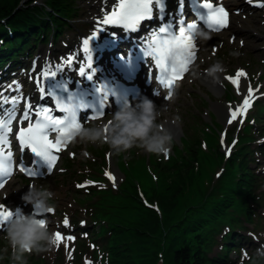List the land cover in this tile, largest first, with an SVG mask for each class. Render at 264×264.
Here are the masks:
<instances>
[{
    "label": "snow or ice",
    "instance_id": "snow-or-ice-1",
    "mask_svg": "<svg viewBox=\"0 0 264 264\" xmlns=\"http://www.w3.org/2000/svg\"><path fill=\"white\" fill-rule=\"evenodd\" d=\"M192 5L198 20L203 21L207 29L218 31L228 26L229 13L224 7H214L210 0H203V3L192 0ZM154 10L155 18L161 23L157 28L152 29L145 38H142V41L146 40V47L142 55L146 62L147 58L154 61L155 68L159 70L156 79L159 84L169 89L166 98L171 97V90L176 81L182 79L183 74L188 71L190 63L195 59L197 22L193 21L185 24L183 18L184 0H179L178 11L175 15L166 13L165 0H116L110 11L102 10V19H98L93 33L83 40V51L88 54L86 57L87 70L84 66H80L78 75L89 82L96 80V83L88 86L92 90L88 96L91 97L92 92H94L97 97L96 101L89 103L82 91L71 92L66 81H56V83L50 84L46 95L55 99V108L63 113L62 117L53 115V108L51 107L40 105L33 109L31 103H28L22 115V121H27V124L19 127L15 139L19 142L22 153L25 150L30 151L33 157L31 161L33 166L25 165L22 156L18 162L21 173H25L28 177H38L43 174L41 172L42 167L46 166L48 172L54 169L59 158L57 154L68 143L65 137L70 139L69 133L78 131L82 125L78 119L81 110H93L91 116L87 119L95 120L104 116L105 108L109 106V98L114 93L107 84H100L96 79V70L92 63V48L90 47L92 40L99 33L107 31L106 26H116L129 32H136L141 27L142 22L154 19ZM166 14L170 19L165 22ZM177 17L179 18L177 19ZM113 33L115 34V32ZM67 63L72 64V59L68 58ZM42 75L55 78L57 72L50 71L42 73ZM245 75V72L239 70L235 78L227 77V79L236 86L239 92L238 81ZM76 84L79 87L80 81H76ZM38 85L41 99H44L45 88L43 82L38 81ZM16 87L18 90L19 85L17 84ZM252 93L253 89L249 85L248 95L243 98L242 105L235 107V109L230 108V118L227 120L229 125L237 121L238 117H242L246 110L251 107ZM5 102L10 103L12 108L0 112V189L5 187L2 178L9 177L12 174L13 153L10 150L9 134L13 132L11 125L13 120L16 119L15 110L20 99L13 98ZM33 114L36 117L35 120H33ZM5 148L9 150L5 152ZM105 175L115 184L116 178L112 173L106 172ZM79 186L84 187L85 185ZM36 209H39V205L36 206ZM48 212L52 213L53 209H49ZM16 214V210L13 212L3 203H0V228H4L7 222ZM63 224L67 227L69 220L65 218ZM62 239L64 237L61 233L59 231L55 232V244L57 246H59ZM74 239V236H67L69 241ZM69 258L71 257L69 256Z\"/></svg>",
    "mask_w": 264,
    "mask_h": 264
},
{
    "label": "trees",
    "instance_id": "trees-1",
    "mask_svg": "<svg viewBox=\"0 0 264 264\" xmlns=\"http://www.w3.org/2000/svg\"><path fill=\"white\" fill-rule=\"evenodd\" d=\"M29 0H0V21L5 20L7 27H4L0 32V39L6 40V42L11 43V45H16V43L27 42L31 38L35 37L39 39L41 31H47L51 29L50 23L44 19V17H50L54 23L58 24L59 27H62L64 21L60 18L54 17V14H59L64 17L67 16V13L70 11L69 8L75 4V0H46L48 6L52 9V13H47L44 10H40L35 6H31ZM58 20V21H57ZM50 26V27H49ZM4 54L0 52V58ZM244 60V59H243ZM192 156L195 157V151H190ZM244 151L240 153L243 155ZM238 155L230 161V164L236 166L240 173L243 176V181L241 184L233 183L231 188L226 189L227 197L223 199L218 204L211 203L209 201H204L201 205L194 208V211L177 221V225L174 227L176 229V234L174 233L176 241H179L183 244L185 238L187 240L180 248L175 251V260L177 264H222L221 260L210 258L208 251L210 250V239L204 241V235L210 231L214 230L213 226L219 219H223L226 216V209L228 208L229 212L232 210L236 215L243 214V216H250L252 210L247 206L245 199L251 197L249 189H251L254 180L251 176V172L246 163V158L236 160ZM190 163V164H189ZM192 165L191 162H184L183 164H168L163 166L164 171L172 170H183L188 171ZM249 176V177H248ZM176 176L173 177V179ZM182 184L185 183L186 176ZM169 179V177H167ZM182 184H179L178 187L173 188V196L171 195V202L167 208L173 212L175 208H180L182 205V199L184 198V191L180 193V190L183 188ZM201 194H203L201 192ZM130 203L140 216L139 223L128 224L127 221L118 222L115 224L116 237L114 239L115 248L125 246L123 252L118 250L117 253H114L113 264L121 263L122 264H158L156 253L160 250V244L157 241L150 239L152 234L156 232V226L158 225V215L155 211L145 208L140 200V197L134 187L130 195ZM168 198H160V201H167ZM111 207V204H109ZM108 208L104 209V213L107 215ZM123 211L122 205L119 206L118 214ZM144 213H147L146 215ZM110 217V216H108ZM117 219H122L117 218ZM148 219L151 223H145V220ZM114 220V218H113ZM119 221V220H118ZM173 225V223H171ZM211 225V226H208ZM208 226V227H207ZM219 227V224L216 225V228ZM129 231V232H127ZM127 232V233H126ZM139 233V234H138ZM133 238L132 246H128L127 241L123 244H118L121 242L120 239ZM141 255V256H140ZM140 258V261L135 262ZM123 259V260H122Z\"/></svg>",
    "mask_w": 264,
    "mask_h": 264
},
{
    "label": "clouds",
    "instance_id": "clouds-1",
    "mask_svg": "<svg viewBox=\"0 0 264 264\" xmlns=\"http://www.w3.org/2000/svg\"><path fill=\"white\" fill-rule=\"evenodd\" d=\"M195 37L205 41L210 39L208 33L198 29L195 31ZM233 55L238 53L234 52ZM225 70L222 63L217 61L211 64L206 72L215 81L219 78L218 74ZM193 75L198 76V73L194 72ZM154 95L158 93L154 92ZM162 108L163 106L158 107L153 100L143 96L134 104L124 103L118 106L106 124L87 127L81 125L78 131L69 133L70 139L68 137L65 139L67 142L79 140L81 143H107L117 154L139 147L148 153L167 157L174 138L170 131L158 122ZM175 119L180 118L177 116ZM55 197L56 193L50 186L33 182L28 185V191L23 193L21 200L35 208L39 205V209L48 212L55 207ZM16 211L17 214L4 227L5 239L11 249V264H27L26 254H39L55 245V233L49 230L45 219L26 214L21 208H17ZM241 252L242 264L244 260H248L249 264H264V245L257 248L252 257H249L245 249Z\"/></svg>",
    "mask_w": 264,
    "mask_h": 264
},
{
    "label": "rangeland",
    "instance_id": "rangeland-1",
    "mask_svg": "<svg viewBox=\"0 0 264 264\" xmlns=\"http://www.w3.org/2000/svg\"><path fill=\"white\" fill-rule=\"evenodd\" d=\"M30 2L33 0H29ZM29 2V3H30ZM95 0L84 1L80 4V7L84 10L82 12L83 17H88V11L93 9ZM258 50L254 48L251 52H257ZM189 108V106H187ZM191 109V108H190ZM185 111V110H184ZM189 113L186 111V115L189 116ZM194 113V112H193ZM198 113V110H197ZM262 128H264V125H262ZM216 141L213 142L212 147L209 150V154L203 153L199 158L196 159L194 163H192L191 167L188 168V171L184 172L183 170L176 171L167 177L163 179H159L158 181H154L150 175L147 172H142V168L140 167V163H134V171L127 174V178L133 183L131 189L129 191H125V193H130L134 189V183L137 181L140 186L135 185V189L140 197L141 202L142 198L140 194H143L144 197H146L147 203L151 207L145 206L143 203V206L149 210H159L161 213H163V218H161L158 214V225L156 226V232L152 234V237L150 239L159 242L160 244V250L157 251L156 256L158 257V264H177L175 260V251L176 249L180 248L182 243L179 241H176L174 233L176 234V229L174 228L178 223V220H181L182 218L188 216L195 206L201 205V203L205 200V197L210 198L209 193L207 192V185L209 184L212 175L215 176V173L221 168H218L216 171L218 164L221 161L220 156L218 157L215 153L216 149ZM141 154V153H140ZM217 159V160H216ZM84 158L82 159V163ZM149 167V166H146ZM176 176L174 179L173 177ZM182 176H186L185 183L182 184L184 178ZM232 174L227 171L225 173V178L223 184H229L231 180ZM123 178V176H121ZM214 178V177H213ZM122 181V179L119 181V183ZM215 181V179H214ZM179 184H182V189L180 190V193L184 191V198L182 199V205L180 208H175L173 212L167 208L166 206L169 205L171 202V195L173 196V188L178 187ZM52 190H55L54 187L50 186ZM211 188V186L209 187ZM201 192L203 194H201ZM130 196H128V201L124 205V208H126V211L122 213V219L119 222L127 221L129 226L132 223H139V219L141 215H138L134 207L130 203ZM162 198H168L169 200L160 201L159 199ZM154 203V204H151ZM147 204V205H148ZM194 206V208H192ZM157 213V212H156ZM145 215L147 213H144ZM145 223H151L148 219L145 220ZM173 223V225L171 224ZM129 232V231H127ZM126 232V233H127ZM139 234V233H138ZM121 242L118 244L126 243L127 241H131L128 243V246H132L134 242H132L133 238H125L123 237L120 239ZM116 241H114L113 244H115ZM115 246V245H114ZM121 246V245H120ZM116 247L114 249V253H117L118 250L121 252L125 251L124 248L127 245H124L122 247ZM177 251V250H176ZM118 256V253H117ZM141 256V255H140ZM123 260V259H122ZM141 259L138 258L135 260V262L140 261ZM114 264H122L121 263H114ZM137 264V263H136Z\"/></svg>",
    "mask_w": 264,
    "mask_h": 264
},
{
    "label": "bare ground",
    "instance_id": "bare-ground-1",
    "mask_svg": "<svg viewBox=\"0 0 264 264\" xmlns=\"http://www.w3.org/2000/svg\"><path fill=\"white\" fill-rule=\"evenodd\" d=\"M110 4H111V2H110V1H107L106 5L103 7V10L108 9V7H109ZM211 87H212V85H211ZM213 89H214V91L217 92V93L221 91V90L218 89L217 87H213ZM215 110H216V111H220V108H219L218 106H215ZM173 130H174V132H175V131L177 130V128H176V127H173Z\"/></svg>",
    "mask_w": 264,
    "mask_h": 264
}]
</instances>
